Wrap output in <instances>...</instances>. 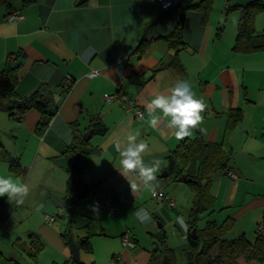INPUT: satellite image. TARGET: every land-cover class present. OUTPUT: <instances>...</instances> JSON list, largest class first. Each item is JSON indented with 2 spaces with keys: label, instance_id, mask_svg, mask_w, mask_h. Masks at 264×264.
Listing matches in <instances>:
<instances>
[{
  "label": "crops",
  "instance_id": "obj_1",
  "mask_svg": "<svg viewBox=\"0 0 264 264\" xmlns=\"http://www.w3.org/2000/svg\"><path fill=\"white\" fill-rule=\"evenodd\" d=\"M78 1L33 0L18 5L13 0H0V83L8 54L21 50L25 57L19 71L18 93L26 97L41 88L43 99L58 107L43 133L37 130L41 120V113L37 110L30 109L23 116L20 114L22 120H18L9 114L6 103L0 107V131L7 134V141L0 140L27 170L24 176H19L11 171L9 163L0 161V176L29 184L31 192L25 203L39 208L41 218L45 219L46 212H55L68 224L71 209L66 198L70 175L67 166L72 164L74 156L64 152L77 136L83 137L88 132L91 120L96 118L108 131L105 135L93 133L89 147L94 152L90 155L88 167H83V181L95 189L124 195L117 204L119 219L118 216H109L106 210L94 215L90 201L83 198L79 202L77 208L81 209L82 215L94 222L91 233H78L74 225L66 240L62 236L68 227L65 222L63 231L60 226L49 227L47 222V225L35 229L41 232L37 237L45 243V248L49 242L64 257L63 262L53 261L58 264L74 261L69 239L79 245L81 238L90 236L93 251L89 253L80 248V262L83 264H138L139 261L149 264L154 246L137 252L138 239L135 249L125 247L122 242L127 228L122 223L125 207L141 205L148 198L146 193L147 196L148 192L150 194V190L141 189L134 196L130 184L116 169L120 167L117 142L137 132L140 133L138 139L149 145L145 162L157 159L162 162L159 172L167 170L168 155L182 141L193 139L199 133L210 142L230 145L234 151L231 169L220 173L211 186L216 198L214 222L221 224L229 217L234 219L229 239L257 233L264 214V181L257 184L256 175L245 171L242 163L245 161L249 167H256L255 164L264 166V52L247 54L234 50L240 17L233 14L227 19V23H231L229 31L220 33L203 21L202 13L187 10L186 47L176 53L159 38L170 34L182 23L181 14L189 2L196 4L200 0H179L177 6L168 11H164L157 0H86L80 5ZM14 10H20L24 19L17 22L7 20L8 13ZM262 19L264 23V16ZM143 39L152 43L140 59L133 52ZM175 57L182 70L170 66ZM91 70L100 73L88 78ZM68 78L75 82L66 91L70 82ZM184 80L190 83L196 98L202 99L207 108L202 113L203 122L192 136L177 140L174 130L166 127L157 130L148 125L150 117L146 104L156 94L167 92L176 81ZM115 92L133 98L143 109L145 117L139 118L135 112L125 111L120 100L106 102L105 96ZM233 108L242 109L244 119L234 129H229L228 113ZM73 122H78V126H72ZM230 172L236 173L237 178H232ZM160 177L157 178L158 189L173 198L174 191L171 194L162 188ZM37 196L40 200L34 202L33 198ZM10 203L7 196L0 197V240L4 238L0 253L7 258L28 257L15 242L21 240L28 248L31 236L36 235L29 229L20 230V226L17 228L14 224L13 218L18 211H23V216L26 214L25 205ZM164 206L153 207L156 219L165 212ZM176 207L175 202L172 208L176 210ZM218 208L221 209L219 213ZM75 215L76 210L74 219ZM174 224L181 228L177 222ZM180 232L184 234L183 229ZM187 235L188 231L183 236L186 240L183 250L189 256ZM173 257L178 262L175 253ZM238 263L260 264L247 262L243 257Z\"/></svg>",
  "mask_w": 264,
  "mask_h": 264
},
{
  "label": "trees",
  "instance_id": "obj_2",
  "mask_svg": "<svg viewBox=\"0 0 264 264\" xmlns=\"http://www.w3.org/2000/svg\"><path fill=\"white\" fill-rule=\"evenodd\" d=\"M25 4L33 0H23ZM213 0H200L196 4H189L183 9L182 13L193 9L202 13L203 21L206 22L212 10ZM8 7L11 3L8 1ZM238 10L240 19L238 23V32L234 45V50L240 53L264 52V31L258 32L255 28L256 17L264 11V0H248L244 5H228L227 12ZM11 12V11H10ZM9 12V13H10ZM185 23H181L170 34L159 39L164 40L170 49L178 53L186 47L184 41ZM152 41L143 39L139 42L133 55L137 54L143 57L149 49ZM25 54L20 50L9 53L4 67L1 71L0 83V107L5 103L7 111L18 120H22L21 115L35 109L41 113L37 130L43 133L49 126L58 107H53L48 101L44 100L41 95V88L31 95L22 97L17 91L19 83V71L22 67V59ZM170 66L182 70V65L177 57L170 63ZM163 67V66H162ZM75 80L72 78L71 84L66 86L69 91ZM21 114V115H20ZM244 119L242 109L233 108L228 113V127L234 129ZM72 126H78V122H73ZM76 129V128H75ZM90 129L94 134L105 135L107 127L98 119L91 120ZM90 142H86L81 135L76 137L75 142L68 147L66 152L71 156L81 153L82 165L88 167L90 155L94 152L89 147ZM234 151L230 145L223 143L210 142L199 133L193 139L182 141L167 157L168 176L173 177L175 182L186 183L193 193V203L188 216V235L189 261L185 264H239L240 257L245 258L247 262L256 261L264 264V214L260 223L256 238L252 241L245 234L229 239L227 234L231 231L234 219L229 217L222 224H217L209 220L206 226L198 229L199 220L211 211H215L216 198L211 191L214 181V174L218 171L225 173L231 169L230 163ZM0 161L10 164V169L19 176H24L27 172L23 168L18 158L14 157L3 145L0 140ZM70 173L66 185V198L70 205V221L68 222L67 231L62 235L66 240L69 238L70 229L74 227L75 221L73 216L79 202L94 192L96 189L92 184H88L78 179V175L72 171L71 165L67 166ZM205 214V215H204ZM197 229L196 238L192 232ZM69 232V233H68ZM157 241L154 242V248L151 251L149 264H165L164 256L168 255V264H179L174 259V252L166 243V233L161 231L154 236ZM31 243L28 248L21 240L15 243L20 247L31 260L30 264H39V257L45 248V243L37 236H31ZM136 240V239H135ZM137 243V241H136ZM218 246V253L213 254L214 249ZM79 247L86 252H92L90 236L83 237L79 240ZM0 264H22L18 259L7 258L0 253ZM58 264V263H53ZM64 264H83L81 262L70 261Z\"/></svg>",
  "mask_w": 264,
  "mask_h": 264
},
{
  "label": "rangeland",
  "instance_id": "obj_3",
  "mask_svg": "<svg viewBox=\"0 0 264 264\" xmlns=\"http://www.w3.org/2000/svg\"><path fill=\"white\" fill-rule=\"evenodd\" d=\"M184 1H187V0H184ZM195 1L198 2L199 0H195ZM13 2L18 5L24 4L22 0H13ZM246 3H248V0H213L212 10L210 11V14L206 21L207 24L213 26L215 28V32H220V33L228 32L231 27V23H227V19L230 18L233 14H236L240 17V12L238 10H232L230 12H227L228 5H232V6L244 5ZM263 16H264V11L256 17L257 22L255 21V25L257 27L255 26V28L258 32L264 31V28H262L264 25L263 19H262ZM115 93H112V94H115ZM6 137H7V134L3 131H0V139L7 141ZM255 166L256 167H249L247 166V163H245V161L244 163H242V167H244L245 171H248L250 174L256 175L255 180H256V183L258 184L259 182L264 181V166L262 165L261 167L259 164H255ZM163 173H164V170L163 172L162 171L159 172L158 176L159 175L161 176ZM173 180H174L173 177L169 178V176H165V177L161 176L159 178V181H162V184H161L162 188H164L166 191H168L171 194H173L172 192L174 191L173 198L163 190H160L158 188L156 190L163 191L165 194L169 195L177 203L176 210L173 209L172 207H169V205L166 203L167 202L166 200H163V201L156 200L154 196L152 195V192L150 191V194L148 192V196H147V193L145 195L146 198L148 197L147 199H145L146 202H142L141 205L138 204L134 206L133 208L125 207L126 210L123 213L124 220L122 221V223H125L127 227L124 230V233L129 235L131 238H135L139 240V246H138L139 249L137 250V252L138 251L143 252L147 248L152 249L154 246V241H157L154 236L159 234L160 231H165L166 236H167L166 243L168 247L172 249L173 252L175 253L176 259L178 261L177 263L185 264L189 261L188 256L183 250V247L186 244V240L183 239V236L186 234V232H184V234L181 233L180 230L182 228H179L174 223H176L177 217L183 216L185 219V222L188 224V216L190 212L189 209L193 203V193L190 187L186 183L184 182L176 183ZM174 185H176L175 189H173ZM47 199H50L49 196H47ZM85 199L90 201L92 205L96 204L94 200V194L92 192L89 195H87L83 200ZM39 200H40L39 196L33 198L34 202L39 201ZM83 200H81L80 203ZM44 201L46 200L44 199ZM27 202H30V199H28ZM10 204H12V202ZM163 204L165 205L164 206L165 212L160 214L159 216L160 218L156 219V215L153 213V207L160 206ZM24 205L26 207L24 209L26 214L23 216L21 215V212L23 211H18L17 215L13 218L14 224L17 225V228H19L20 226V230L21 228L29 229L30 231H33L36 236L41 235V232L35 229L45 224L47 225L46 221H44L45 219L40 217L37 211L38 208H35L36 206H34L33 204L29 205L26 203H24ZM125 205L127 206V204ZM77 207H76V215H75L76 218L74 219L75 221L74 230L76 229L78 233H85V232L87 233V231L88 233H91L92 231H94V222L84 217L82 215L83 213L81 209ZM142 207H144L150 213L152 217L149 225L141 223L135 215L136 211ZM220 210L221 209L218 208L217 209L218 212L217 211L216 212L219 213L221 212ZM47 214L55 216L57 219L53 225L49 224V227L57 228L58 226H60L63 231L64 226L62 224H64L65 222V225H66L67 221H64L62 218H60L59 214L55 212L54 213L46 212L45 215ZM45 215H44V218H45ZM116 216H118L117 218L119 219V211ZM211 216L213 219H210ZM214 216L215 214L213 211L203 216L198 222V226H197L198 229L204 228L209 220L214 221L215 220ZM152 222H153V225H151ZM245 223H248V222H245ZM233 228H234V224H233L232 229ZM229 233L226 236L227 238H229L230 236ZM245 235L252 241L256 238V232H253V234L252 232L246 233ZM3 241H4V238L0 240V243H2ZM46 243H47L46 248L44 249V251L41 253L39 257V264L57 263V262H54L53 259H58L59 261L63 262L64 257L62 256L61 252L53 244L49 242H46ZM217 250H218V247L213 251L214 255L216 254L215 251ZM18 260L22 264L31 263L29 261V257L27 256H23V258H18ZM138 264H144V263L143 261H139Z\"/></svg>",
  "mask_w": 264,
  "mask_h": 264
},
{
  "label": "clouds",
  "instance_id": "obj_4",
  "mask_svg": "<svg viewBox=\"0 0 264 264\" xmlns=\"http://www.w3.org/2000/svg\"><path fill=\"white\" fill-rule=\"evenodd\" d=\"M206 108L205 102L196 98L188 81H176L167 92L156 94L147 102L146 110L150 117L147 123L157 130L161 127L172 129L177 140H184L191 137L193 131L203 122L202 113ZM139 136V132L129 134L123 141L117 142L120 167L116 169L128 181L134 196L141 189L150 190L155 195L159 187L156 174L160 171L162 162L158 159L145 162L144 155L149 145L145 140L138 139ZM30 192L29 184L0 176V197L7 196L9 202H14L18 206L23 205ZM39 210L38 208L37 211ZM91 210L98 216L99 204L91 206ZM135 215L144 224L152 219L144 208L138 209ZM176 222L184 232L188 231V224L183 216L177 217Z\"/></svg>",
  "mask_w": 264,
  "mask_h": 264
},
{
  "label": "built area",
  "instance_id": "obj_5",
  "mask_svg": "<svg viewBox=\"0 0 264 264\" xmlns=\"http://www.w3.org/2000/svg\"><path fill=\"white\" fill-rule=\"evenodd\" d=\"M161 6V8L164 11L171 10L177 6L179 3V0H157ZM24 19V14L20 10H14L8 13L7 15V20L11 22H17L20 20ZM98 70H91L88 72L87 77L88 78H94L99 75ZM70 82L68 83L71 84L72 78H68ZM115 100H120L125 108V111L127 112H135L134 114L139 117V118H144L145 113L143 109L137 106V103L131 98L129 95L125 93H118L116 92L115 94H108L105 96V101L106 102H113ZM229 175L232 178H237V174L234 172H230ZM94 200L96 204H99V209L100 210H106L107 214L109 216H116L118 214V207L117 204L120 202L123 198V194H114L113 192H110L108 190H101V189H96L94 192ZM153 195V193H152ZM154 198L158 201H163L166 200L170 206L175 207V201L167 194H165L163 191L156 190L155 195H153ZM45 220L47 223L51 224L56 220L55 216L52 215H45ZM122 242L123 245L127 248L135 249L136 247V240L134 238H131L129 235L126 233L122 237Z\"/></svg>",
  "mask_w": 264,
  "mask_h": 264
},
{
  "label": "water",
  "instance_id": "obj_6",
  "mask_svg": "<svg viewBox=\"0 0 264 264\" xmlns=\"http://www.w3.org/2000/svg\"><path fill=\"white\" fill-rule=\"evenodd\" d=\"M85 1L86 0H79L78 4L79 5L83 4ZM185 19H186V14L182 13L181 14V22H182V24L185 23ZM92 135H93V129H89L88 132H86L83 135V139L86 142H88V141H90ZM71 168H72V171L79 176L78 179L79 180H83L84 168H83V165H82L81 153H76L75 154V156L73 157V160H72ZM220 173H221V171L216 172L214 174L213 178L217 179ZM168 175L169 174H168V172L166 170V171H164V173L161 176L165 177V176H168ZM196 234H197V229H194L193 232H192V235H193L194 238H196ZM68 244H69V247H70V250H71V253H72L74 261L80 262V247H79V245L76 242H74L72 239H69ZM164 263L165 264L169 263L168 255L164 256Z\"/></svg>",
  "mask_w": 264,
  "mask_h": 264
}]
</instances>
